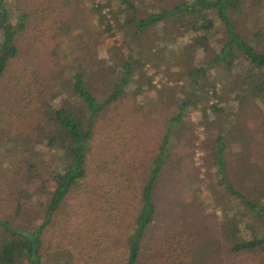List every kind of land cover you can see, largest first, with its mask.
<instances>
[{
  "label": "trees",
  "instance_id": "1",
  "mask_svg": "<svg viewBox=\"0 0 264 264\" xmlns=\"http://www.w3.org/2000/svg\"><path fill=\"white\" fill-rule=\"evenodd\" d=\"M56 1L36 3L33 11L11 20L0 0V137L24 155L40 154L34 149L40 144L48 160H55L48 167L42 158L37 166L26 159V174L37 181L33 194L40 198H34L31 207L26 203L25 218L35 222L24 225L19 220L22 202L14 191L11 208L0 215V264H185L189 255L185 214L165 211L159 202L165 196L172 199L170 193H175L169 183L162 182L166 163L175 155V144L178 147L179 138L191 143V134L181 135L179 118L189 97H194L201 123L212 134L209 156L221 185L216 191L223 197L219 201L228 197L237 201L242 213L239 218L264 219V205L259 202L264 194V164L251 159L248 149L232 156L229 145L250 132L241 121L232 124L231 118L223 117L220 104L225 95L240 110L247 113L252 105L258 116H264V47L258 39L260 33L264 35V17L259 21L255 17L259 27L252 36L257 41L247 38L242 21L238 22L246 12L242 0H184L141 15L130 0H117L127 14L124 24L100 29L108 36L120 33L123 38L136 39L159 23L169 25L178 38L191 35V42L184 45V57L174 60L172 66L174 74L181 71L183 79L178 82H183L181 87L187 93L172 104L174 111L164 117L151 155L147 162H139L136 171L131 162H123L124 158L131 161L133 151L124 140L123 116L115 106L127 83L140 79L149 84L150 75L144 76L141 70L143 60L116 53L113 60L92 68L94 46L86 28L74 47L72 40L65 39L70 52L62 57L60 27L76 28L72 26L76 16L74 8L60 0L61 7L70 11L58 17ZM100 8L93 7V11L102 22ZM32 14L36 23L27 27L26 22L25 28V18L27 21ZM215 20L222 41L214 51L199 41L196 32L209 31ZM46 44L53 46L56 58L42 57L40 48ZM198 48L204 50L206 61L190 66L187 55ZM239 64L240 71L235 70ZM209 69H217L228 85L214 87L211 81L203 86L200 81ZM191 84L198 86L193 89ZM141 91L136 86L131 96ZM212 97L215 100L207 103ZM134 103L141 105L138 99ZM250 116L256 117L254 113ZM4 157L1 162L10 171L13 161ZM27 191L26 184V197ZM68 211L75 216L72 222L66 219ZM253 221L244 227L250 230ZM239 222L224 215L217 226L227 250L235 254L263 251L264 233L243 238ZM227 226L233 231L221 230Z\"/></svg>",
  "mask_w": 264,
  "mask_h": 264
},
{
  "label": "rangeland",
  "instance_id": "2",
  "mask_svg": "<svg viewBox=\"0 0 264 264\" xmlns=\"http://www.w3.org/2000/svg\"><path fill=\"white\" fill-rule=\"evenodd\" d=\"M43 1L47 0H3V5L7 9L10 19L13 20L18 14L33 11L35 4ZM181 1L184 0H130L139 15L159 11L160 8H168ZM242 1L246 12L239 16L238 22L242 21L241 27L243 32H247L246 37L254 39L256 36H252V33L255 32L256 27H259L258 22L255 24V17L258 21L264 17V2L260 0ZM55 4L58 7V17L64 15L65 12L67 15L70 11L69 8L61 7L60 0H57ZM66 4L74 8L71 10L74 11L76 21L73 22L72 26L76 28H69L70 25L67 24L60 27L63 33L60 36L61 43L59 42L62 57L64 55L67 57L70 52V46L65 39L72 40L74 47L80 31L86 28L90 35L89 42L94 46L92 49L94 55L92 68L105 64L109 59L113 60L116 53H120L123 57L130 53L143 60L141 70L145 72L143 73L144 76L150 75L149 84H143L140 79L127 83L124 87V95L115 106V110L123 116L124 140L128 141L127 144L133 151L131 161L124 158L123 162L124 164L131 162L130 164L135 166L136 171H139V162H147L148 156L152 153L153 145L159 139L164 117L174 111L172 104L176 100L182 99L187 93L188 89L185 86L181 87L183 82H178L183 79L180 77L181 71L178 69L174 74L172 72L174 67L172 66L176 64L174 60L184 57V45L191 42V35L178 38L168 28L169 25L164 27V24L159 23L146 30L144 36H137L136 39L129 40L125 36L123 38L120 33H112L108 36V34L100 32V29L104 25L114 28L120 23L124 24L122 21L127 14L124 5L118 4L117 0H66ZM96 6H101L102 22L97 20L98 16L93 11V7ZM72 11L70 17H72ZM26 22L27 27H31L36 23L35 16L30 15L27 21L25 18V28ZM217 26L215 20L214 27L209 31L198 30L196 32L199 41L207 44L214 51L217 44L222 41ZM27 32L30 34L29 30ZM258 39L259 45L264 47V35L260 33ZM258 39L254 40L258 41ZM113 46L118 47V49H113ZM40 52L42 57L46 54L49 57L56 58L57 56L55 49L50 44L41 46ZM134 56L131 58H135ZM187 57L192 62L190 66H201L206 61L205 52L200 48L196 49L194 54L193 52L189 53ZM167 64L172 65L168 68L166 67ZM240 66L241 64L237 65L235 70L239 69L240 71ZM222 79L223 75L217 69H209L200 82L206 87L213 81L214 87L216 85L222 87L226 84ZM200 82L197 83L200 84ZM198 84H191L190 87L196 89ZM136 86H139L142 91L132 97L131 93ZM224 97L223 103H220L223 108L222 112H224L223 117L226 115L227 118H231L232 124L241 121L250 132L244 138H236L235 144L229 145L232 156H236L237 151L248 149L252 154L251 159L256 158L264 164V116H258L252 105L246 113V111L240 110V106L235 101L228 99L225 95ZM135 99L141 102L139 107L135 106ZM214 100L215 97H212L207 103ZM188 101L190 102L186 106L185 112L179 118L181 135L186 138L191 134V143L189 145L183 142L182 138H179L178 147L175 144L174 153L176 156H171L170 163H166L162 180L163 183H169L174 188L175 195L171 191L172 199L170 198L172 196H165L164 200L159 202V206L165 211L170 209L173 213H179V210H182L185 214L183 222L189 234V255L185 264H264V250L254 253H230L227 250L226 242L220 239L217 226L223 221L224 215L236 221L240 220L238 230L239 236L243 238L252 233L256 236L264 233V219L253 221L248 217L239 218L238 215L240 216L242 213H240L239 205L237 206V201L231 197H228L224 202L219 201L223 197L221 195L218 197L216 191L220 189L221 185L218 175L214 172L215 166L211 163L209 156L212 134H209L204 128V124L201 123L197 109L198 104L193 102L194 97H189ZM253 113L256 115L255 118L250 116ZM13 149L12 143L10 144L0 137V155H5V161L7 159L13 161L10 166L11 170L6 171L7 167L3 165L0 158V215L8 213L12 200L16 197L22 202L19 220L24 225L25 222L33 224L35 221L29 220L27 216L25 218L26 203L30 207L33 206L34 198L37 199L38 197L39 199L40 194L36 196L33 194L37 187V181L26 174L25 161L27 159L30 164L35 163L37 166L38 160L42 158L43 164L51 167V164H55V160L53 158L48 160L44 155V147L40 144L34 147L36 152L40 154L24 155L15 152ZM261 153H263V157ZM178 154L181 158H176ZM258 154L261 156L259 157ZM121 165L123 163L118 166ZM26 184L28 185V197H26ZM14 191L17 192L16 196ZM161 192H165L164 185L161 187ZM5 198L10 199L5 201ZM191 200H193L192 206L189 204ZM259 202L264 205V194L260 196ZM179 215L181 214L179 213ZM74 217L72 212L69 213L68 211L66 219L72 222ZM177 219L179 218L177 217ZM251 221H253V226L247 230L244 226ZM221 230L232 232L233 228L227 226Z\"/></svg>",
  "mask_w": 264,
  "mask_h": 264
}]
</instances>
